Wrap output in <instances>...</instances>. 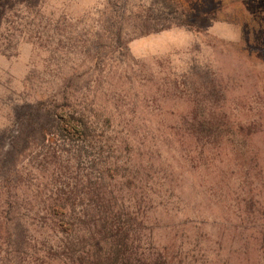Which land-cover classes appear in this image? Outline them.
Wrapping results in <instances>:
<instances>
[{
  "label": "rangeland",
  "instance_id": "obj_1",
  "mask_svg": "<svg viewBox=\"0 0 264 264\" xmlns=\"http://www.w3.org/2000/svg\"><path fill=\"white\" fill-rule=\"evenodd\" d=\"M62 77L116 122L122 117L106 101L113 94L129 109L135 103L148 122L226 113L246 125L244 134L230 129L221 163L185 172L183 197L168 219L185 224L181 264H264V0H28L9 7L0 19V125L9 102L56 101ZM145 104L161 107V116H146ZM156 134L168 165L173 154ZM104 150L107 162L126 157Z\"/></svg>",
  "mask_w": 264,
  "mask_h": 264
},
{
  "label": "trees",
  "instance_id": "obj_2",
  "mask_svg": "<svg viewBox=\"0 0 264 264\" xmlns=\"http://www.w3.org/2000/svg\"><path fill=\"white\" fill-rule=\"evenodd\" d=\"M24 1L0 0V19ZM61 81L48 106L27 99L5 105L0 264H181L177 244L185 224L168 218L172 202L183 197L184 174L221 163L230 129L244 134L246 125L226 113L148 122L135 103L129 109L122 98L111 100L113 94L106 101L122 117L116 122L94 101L87 104L83 89L71 88V77ZM141 108L150 117L162 113L155 105ZM248 126L259 129L255 121ZM159 131L173 154L168 165L155 141ZM105 146L125 159L107 162ZM255 160L257 166L258 155Z\"/></svg>",
  "mask_w": 264,
  "mask_h": 264
}]
</instances>
